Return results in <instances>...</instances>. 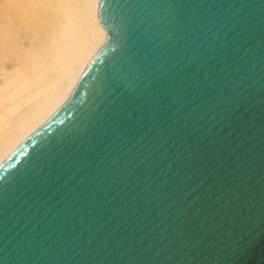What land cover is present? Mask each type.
I'll return each instance as SVG.
<instances>
[{"label": "water", "instance_id": "obj_1", "mask_svg": "<svg viewBox=\"0 0 264 264\" xmlns=\"http://www.w3.org/2000/svg\"><path fill=\"white\" fill-rule=\"evenodd\" d=\"M105 44L0 164V264H264V0H99Z\"/></svg>", "mask_w": 264, "mask_h": 264}, {"label": "bare ground", "instance_id": "obj_2", "mask_svg": "<svg viewBox=\"0 0 264 264\" xmlns=\"http://www.w3.org/2000/svg\"><path fill=\"white\" fill-rule=\"evenodd\" d=\"M98 1L0 0L1 51L7 40L14 49L30 45L1 68L0 164L69 100L105 44Z\"/></svg>", "mask_w": 264, "mask_h": 264}, {"label": "rangeland", "instance_id": "obj_3", "mask_svg": "<svg viewBox=\"0 0 264 264\" xmlns=\"http://www.w3.org/2000/svg\"><path fill=\"white\" fill-rule=\"evenodd\" d=\"M0 21H1V17H0ZM23 41H25L27 44L25 42H23ZM23 41L20 42L21 43L20 44L21 45L20 48L19 47L18 48L15 47V49L13 48V46L9 45L8 40L5 41L4 46L2 47V51L0 49V52H1L0 53V72H1V68H8L9 69V67L15 65L16 62H18V61L20 62V60H18V61L16 60L17 55L19 53H22V51H26L27 49L30 48V45H28L27 40H23ZM11 48H13V49H11ZM0 80H1V77H0Z\"/></svg>", "mask_w": 264, "mask_h": 264}]
</instances>
